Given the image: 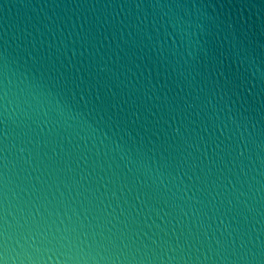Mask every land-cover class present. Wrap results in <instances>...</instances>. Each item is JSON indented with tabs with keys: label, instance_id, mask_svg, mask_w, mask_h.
<instances>
[{
	"label": "water",
	"instance_id": "water-1",
	"mask_svg": "<svg viewBox=\"0 0 264 264\" xmlns=\"http://www.w3.org/2000/svg\"><path fill=\"white\" fill-rule=\"evenodd\" d=\"M0 264H264V0H0Z\"/></svg>",
	"mask_w": 264,
	"mask_h": 264
}]
</instances>
